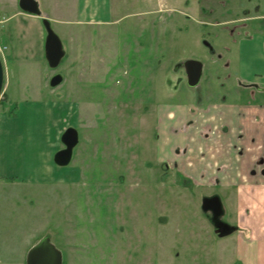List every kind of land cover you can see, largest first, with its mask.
<instances>
[{
    "label": "rangeland",
    "instance_id": "1",
    "mask_svg": "<svg viewBox=\"0 0 264 264\" xmlns=\"http://www.w3.org/2000/svg\"><path fill=\"white\" fill-rule=\"evenodd\" d=\"M112 8L116 23L98 38L55 31L49 22L65 51L55 69L39 60L41 41L30 43L29 58L36 59L23 62L0 43V115L18 113L32 126L31 140L9 152V163L19 178L33 181L1 183V246L28 253L29 245L50 238L64 264H252L255 245L243 250L237 234L218 236L203 203L219 198L220 220L237 225L253 215L245 198L260 182L247 184L253 189L247 194L219 180L192 179L174 160H163L158 119L160 105L190 99L264 108L258 100L264 95L257 98L251 86L264 78H245L240 61L244 40L264 34V12L247 0H112ZM188 60L204 65L197 88L188 85ZM69 129L79 143L71 163L60 167L54 157Z\"/></svg>",
    "mask_w": 264,
    "mask_h": 264
},
{
    "label": "crops",
    "instance_id": "2",
    "mask_svg": "<svg viewBox=\"0 0 264 264\" xmlns=\"http://www.w3.org/2000/svg\"><path fill=\"white\" fill-rule=\"evenodd\" d=\"M36 1L40 10V4H43L39 16L21 10L20 0H0V43L5 45L7 54L12 55L9 58L14 61L23 62L33 58V53L28 52L30 43L38 41H41L39 50H44L39 60L46 58L47 31L44 20H48L55 31L74 29L87 35L95 33L96 38L99 37L98 33L105 31V27L116 23L113 22L112 0ZM247 1L264 12V0ZM262 18L264 19V14ZM33 33H36L35 37ZM36 57L35 54L34 59ZM240 61L245 78L264 75V34L244 40L240 46ZM190 100L159 106V152L162 153L161 156L166 155L163 160H174L179 170L181 168L186 175L198 182L212 183L219 180L230 191L240 189L247 194L253 190H248L247 184H251L254 179L260 182L258 190L251 197L245 198L246 206L254 214L246 218V224L241 222L240 227H254L255 237L252 241H255L254 248L257 251L252 255L255 257L252 264H262L264 179L260 174L251 178L250 175L253 171L260 173V161L264 159V108H249L241 103L230 104L223 101L196 105ZM55 106L54 109L58 108L59 111L60 105ZM19 108H22L21 105ZM11 113L12 111L6 116L0 115V189L3 180L14 185L19 182L33 184V181L26 180L31 178H19L11 170L9 152L16 154L25 138L31 140L29 129L32 128L18 120V113H14L13 117ZM241 239L240 236L238 240L243 248L247 241ZM31 247L34 246L29 245ZM243 250H246L245 246ZM27 251H14L8 245L3 247L0 241V264H27Z\"/></svg>",
    "mask_w": 264,
    "mask_h": 264
},
{
    "label": "water",
    "instance_id": "3",
    "mask_svg": "<svg viewBox=\"0 0 264 264\" xmlns=\"http://www.w3.org/2000/svg\"><path fill=\"white\" fill-rule=\"evenodd\" d=\"M20 8L26 13L33 15H41L39 3L36 0H20ZM48 20H46L47 22ZM45 24V22H44ZM47 30L46 39V58L51 68L55 69L60 66L64 57L65 51L63 43L59 36L53 31L51 25L45 24ZM188 85L192 88L197 87L203 76V63L198 60H188L183 64ZM4 65L0 58V97L4 87ZM62 82L60 76L53 78L52 87H57ZM62 142L66 146L65 149L56 153L54 160L60 167L68 166L73 159V150L79 143V135L77 130L69 129L62 136ZM27 264H64V255L51 241L50 238L43 239L35 245L28 253Z\"/></svg>",
    "mask_w": 264,
    "mask_h": 264
},
{
    "label": "flooded vegetation",
    "instance_id": "4",
    "mask_svg": "<svg viewBox=\"0 0 264 264\" xmlns=\"http://www.w3.org/2000/svg\"><path fill=\"white\" fill-rule=\"evenodd\" d=\"M255 77L256 78H264L263 75H257ZM202 78H203V76H202ZM201 82H202V79H201V81H200V83H199V85L197 87L200 86ZM251 86L257 88V90H256V96L258 95V93H260L261 95H264V80L261 81V82H253L251 84ZM197 87H194V88H197ZM190 88H192V87H190ZM257 98H258V96H257ZM258 100L261 101V102H264V96L263 97L262 96L259 97ZM260 107H263V106L260 105ZM65 148H66V146H64L63 149H65ZM75 148H74V150H75ZM74 150H73V152H74ZM260 162H261L262 168L260 169V173L259 174L264 179V159H262ZM203 208L206 209V210H208V211H211L213 213V215H214V220L213 221H214V225H215V228H216L215 229V232H216V234L218 236L223 237V238H226V237H230V236H232L234 234H237V237L235 239L236 242L237 241L239 242L238 239L241 236L242 239H244V240L247 241L246 242L247 244L253 243L256 246L255 241H252V239H254V237H255V229H253L254 227H251V228L243 227L242 229L240 227V220H241V222H243L244 224H246L245 221H246V218L249 217L248 215L241 216L240 217V220H239V224L234 225V226H231L228 223L223 222L219 218L220 215H221V208H222L221 201H220L219 198L212 197L210 199H207L203 203ZM252 213H253V211H252ZM242 219L244 221H242ZM240 229H241V231H240ZM256 241L259 242V240H256ZM238 263H239V261L237 260V261H235L234 264H238Z\"/></svg>",
    "mask_w": 264,
    "mask_h": 264
},
{
    "label": "trees",
    "instance_id": "5",
    "mask_svg": "<svg viewBox=\"0 0 264 264\" xmlns=\"http://www.w3.org/2000/svg\"><path fill=\"white\" fill-rule=\"evenodd\" d=\"M43 22H45V24H46V23H47V24L49 23V21L46 22V20H44ZM49 24H50V23H49ZM11 114L13 115L14 113H11Z\"/></svg>",
    "mask_w": 264,
    "mask_h": 264
}]
</instances>
